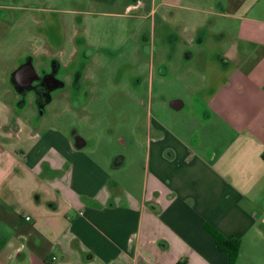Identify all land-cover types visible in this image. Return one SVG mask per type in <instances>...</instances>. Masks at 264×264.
<instances>
[{
    "label": "crops",
    "instance_id": "crops-1",
    "mask_svg": "<svg viewBox=\"0 0 264 264\" xmlns=\"http://www.w3.org/2000/svg\"><path fill=\"white\" fill-rule=\"evenodd\" d=\"M88 6L96 18L154 15V24L158 18L169 27L166 39L181 36L187 48L204 47L218 30L219 51L204 60L205 70H215L203 73V117L220 133L200 142L149 120L144 139L133 123L118 137L123 151L100 152L98 144L90 152L100 156H88L87 139L81 146L74 135L37 129L26 116L33 94L20 95L0 72V264H230L207 224L241 239L235 264H258L245 244L264 240V0ZM7 16L0 10V46L13 29ZM72 25L58 48L44 50L59 68H71L79 53L76 19ZM160 62L166 72L165 58ZM178 73L200 75L187 65ZM131 145L143 151L140 169L118 168Z\"/></svg>",
    "mask_w": 264,
    "mask_h": 264
},
{
    "label": "rangeland",
    "instance_id": "rangeland-1",
    "mask_svg": "<svg viewBox=\"0 0 264 264\" xmlns=\"http://www.w3.org/2000/svg\"><path fill=\"white\" fill-rule=\"evenodd\" d=\"M88 3L89 0H0V10L9 15L13 25L0 46V72H7L22 96L32 94L42 75L21 89L13 76L16 68L32 60L39 71L43 63L51 61L44 53L45 48H58V36L73 32L74 19L80 29L79 53L71 75L65 78L64 68L57 72V77L67 85L51 91V102L43 103L37 95L26 112L29 121L44 135L51 129L50 132L71 138L78 130L89 141L86 149H82L88 156L123 151L118 137H125L130 126L137 123L142 128L137 134L144 139L148 121L155 119L176 134L198 138L200 142L216 140L220 133L217 124L203 117L208 95L203 89V73L215 70V67L205 70L204 60L214 59V53L219 51L218 30L207 35L204 47L195 44L194 48H187L188 42L181 36L180 40L170 43L166 39L169 27L160 24L158 18L154 24V15L96 18L86 13ZM176 27L179 32L182 30L181 24ZM189 55L191 58L187 60ZM162 58L168 68L163 73L159 69ZM80 62L90 67V80H81V83L89 86L91 93L83 98L78 96L77 80L72 77ZM186 65L200 75L191 80L178 73ZM175 98L184 100L185 105L180 109L171 107L170 102ZM79 102L87 107L80 109ZM18 107L21 111L20 104ZM123 115L127 116V122L120 121ZM96 145L102 151L92 155L90 150ZM131 146L125 150L128 163L118 168L140 169L143 151H133L134 145ZM245 247L254 250L258 264H264L263 239L257 243L247 239Z\"/></svg>",
    "mask_w": 264,
    "mask_h": 264
},
{
    "label": "flooded vegetation",
    "instance_id": "flooded-vegetation-1",
    "mask_svg": "<svg viewBox=\"0 0 264 264\" xmlns=\"http://www.w3.org/2000/svg\"><path fill=\"white\" fill-rule=\"evenodd\" d=\"M28 64L33 65L35 68V63L32 60H29V61L22 63L19 67L16 68V70L13 73L14 80H15V73H16L17 69L20 68L21 66L28 65ZM79 67H81L80 71L77 70ZM60 68H63V67H60ZM60 68L58 67L57 64L54 63V61H51L48 64L47 63L42 64V67L39 71L35 68L36 69L35 79L37 77H40L41 75L42 76H41V79L38 81V83L36 84V86L33 89L32 94H33L34 100L36 99L37 95H39L42 98L43 103L51 102L52 101V92L51 91L55 88L63 87L65 85H67V82L63 81L64 79H60L59 77H57V72L60 70ZM64 69H66V72H65L66 74H67V72L72 71V67L71 68L66 67ZM89 69H90V67L88 64H84V63L80 62L78 67L76 69H74L75 71L73 70V73H72L73 79L76 80L77 78H79V80H77L76 84H77V88H78V96L82 97V98L84 96L85 97L89 96V94L91 93V88L89 86H85L84 84L82 86V83H81V80H83V81L85 80L87 82L90 80ZM24 74L26 75L27 73L25 72ZM22 80H24V79H22ZM30 84H28V85L30 86ZM16 85L18 86V88H21V89L25 87V86L18 84L17 82H16ZM78 105L80 106L79 107L80 109L87 107V105H85V103L81 104L79 102ZM124 116L125 115H123V117ZM120 121L121 122L122 121L127 122L128 121L127 116H125L123 118V120H120ZM74 137H76V141L81 146H82V143L84 142V140L86 139V137L81 132H79L78 130H76ZM120 159H122L121 154L117 156L116 160L119 161ZM117 161H116V163H117Z\"/></svg>",
    "mask_w": 264,
    "mask_h": 264
},
{
    "label": "trees",
    "instance_id": "trees-1",
    "mask_svg": "<svg viewBox=\"0 0 264 264\" xmlns=\"http://www.w3.org/2000/svg\"><path fill=\"white\" fill-rule=\"evenodd\" d=\"M206 227L214 236L218 247L228 253L230 264H235L241 247V239L239 237L228 238L210 224H207Z\"/></svg>",
    "mask_w": 264,
    "mask_h": 264
},
{
    "label": "water",
    "instance_id": "water-1",
    "mask_svg": "<svg viewBox=\"0 0 264 264\" xmlns=\"http://www.w3.org/2000/svg\"><path fill=\"white\" fill-rule=\"evenodd\" d=\"M25 72L27 73L26 75L24 74ZM35 76H36V69L34 68L33 65L28 64V65L21 66L20 68L17 69L15 73V81L22 86H26L35 79ZM170 104L173 108L179 109L183 106L184 102L179 99H174L171 101Z\"/></svg>",
    "mask_w": 264,
    "mask_h": 264
},
{
    "label": "built area",
    "instance_id": "built-area-1",
    "mask_svg": "<svg viewBox=\"0 0 264 264\" xmlns=\"http://www.w3.org/2000/svg\"><path fill=\"white\" fill-rule=\"evenodd\" d=\"M26 218H27V220H30L31 219V216L27 215Z\"/></svg>",
    "mask_w": 264,
    "mask_h": 264
}]
</instances>
